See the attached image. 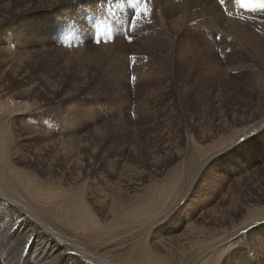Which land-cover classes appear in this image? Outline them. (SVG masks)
<instances>
[{
  "label": "rangeland",
  "instance_id": "1",
  "mask_svg": "<svg viewBox=\"0 0 264 264\" xmlns=\"http://www.w3.org/2000/svg\"><path fill=\"white\" fill-rule=\"evenodd\" d=\"M62 1L0 0V145L22 201L56 216L10 219L0 247L23 251L3 264H98L82 246L114 264H264V45L203 23L232 1L174 14L146 0L139 20L136 0L129 18L106 3L107 20Z\"/></svg>",
  "mask_w": 264,
  "mask_h": 264
},
{
  "label": "bare ground",
  "instance_id": "2",
  "mask_svg": "<svg viewBox=\"0 0 264 264\" xmlns=\"http://www.w3.org/2000/svg\"><path fill=\"white\" fill-rule=\"evenodd\" d=\"M52 1H54L55 3H58V1L59 0H52ZM74 1H77V0H74ZM80 1V0H79ZM83 1H85V2H87V3H89V5H88V10L89 11H91V13H93L94 14V16L96 15L97 17L99 16V18H97V19H104V20H107L106 19V14H105V6L104 5H106V3H108V2H112V1H114V0H83ZM219 0H153L152 2H157L158 4H159V6H162V4H163V8H166L165 10H169L170 12H174V14H180V13H183V14H185V12L186 11H188L189 9H191V8H194L195 9V7H204V8H208V9H214V10H217V12H219L220 10V5H218V2ZM226 1H232V3H231V5L229 6V7H226L227 8V11L225 10L224 12H226V14L225 15H223V13H220L219 12V14L217 15L216 14V16H211V17H213V18H210V19H208V18H206V19H208V20H206L205 22H203V23H205L206 24V26H207V28L209 29V31L208 32H210L211 34H213L214 36H221V37H223L224 39H228V40H237V39H240V40H242V39H248V41H250V42H257V43H261V44H263L264 45V10H261V9H259V8H255L254 10H252V9H250V8H248V9H246V8H241L239 5H237L236 3H235V0H225V2ZM62 2H71V0H63ZM61 2V3H62ZM132 2H133V0H119L118 2H117V0H116V2H115V5H116V9L118 10L119 9V12L123 15V13L126 11V9H129V4H132ZM151 2V3H152ZM151 3H149L148 5H147V7H148V9H149V7H151ZM234 3H235V6L237 7H239L240 9V11H241V13L243 12V15L241 14V15H239V13H238V15H237V18L235 19L234 18V16H235V12H234V10H236L237 8L234 6ZM136 4H137V2H136ZM151 4V5H150ZM137 6H139V4L137 5ZM137 6H136V8H137ZM201 8H199L200 10H202ZM87 9V8H86ZM193 10V9H192ZM238 9H237V11H239ZM203 11V10H202ZM205 11V10H204ZM237 11H236V13H237ZM199 12V11H198ZM206 12V11H205ZM216 12V11H215ZM131 13H132V9L130 10V12H128L125 16L123 15V17L125 18V17H130V15H131ZM201 13V12H200ZM206 13H208V12H206ZM194 14V13H193ZM199 14V13H198ZM197 15V14H196ZM91 16V15H90ZM93 16V15H92ZM199 18V17H198ZM97 19L95 20V22L97 21ZM120 19H122V18H120ZM235 19V20H234ZM125 20V19H124ZM180 21H182V17L179 19ZM204 21V20H203ZM67 22H68V20H67ZM70 22V21H69ZM73 22V21H72ZM72 22H70V25L72 26V30L71 31H75V26H74V24L72 23ZM98 24H99V22H97ZM97 23H96V25H97ZM107 23V22H106ZM178 22H176L175 23V26H178ZM105 25V24H104ZM88 26V24L86 25V27ZM114 26V25H113ZM110 27V26H109ZM116 27V26H115ZM179 27V26H178ZM90 28V27H89ZM118 29L119 28H117V29H115L116 31H118ZM76 32V31H75ZM71 33V32H70ZM69 32H68V34H70ZM83 33V32H82ZM96 33V32H95ZM78 34H80L81 35V33H78ZM211 34H210V36H211ZM204 35H205V33H204ZM212 35V36H213ZM78 37V36H77ZM110 36H108V35H104V39H107V38H109ZM217 38V37H216ZM211 40V39H210ZM223 41V40H222ZM238 41V40H237ZM225 42V44H226V42H227V40L226 41H224ZM232 43V42H231ZM228 46V45H227ZM259 47V46H258ZM257 47V48H258ZM231 48V47H230ZM242 48V47H241ZM263 48V47H262ZM255 54V53H254ZM262 56H264V55H262ZM254 57L256 58V55H254ZM261 58V57H260ZM262 59V58H261ZM257 60H259V58H258V56H257ZM263 60H264V57H263ZM262 65H264V63H262ZM264 67V66H263ZM7 118V115H6V113H4V112H0V133H1V136L3 137V135L5 134V133H8V130H9V128H8V126H6V123H5V119ZM8 122V121H7ZM10 122V121H9ZM1 141H4V139L2 140L1 139ZM7 142H10L9 140L7 141ZM4 143V142H3ZM7 144V143H6ZM15 170H18L17 168L15 169V167H13L12 166V163H11V161H10V158H9V155L6 153V152H3L2 151V146L0 145V196L2 197V199L3 198H5V199H7L8 201H10L12 204H11V206H9V205H5V204H3V207L1 206L0 207V213H3L4 214V217H6L5 219H4V217H3V220L1 221V223L2 224H4L5 226H2V225H0V237L1 236H3V237H1V239L3 238L4 240H10L11 239V235L13 234V229H12V231L10 230L8 233H6V231H8V225H7V222L10 220V219H12V220H15L16 221V224H15V226H16V228L19 230V224H20V220H21V217L22 216H28V217H30V218H34L33 219V221L34 220H36V219H39V215L41 214V213H48V215H50L52 218H53V215H52V209H50V208H46V207H44V208H38L37 210H35L33 207H30L28 204H26L25 202H23L22 201V194H21V190H20V188H17V186H19V182H17V178L18 177H21L20 176V174H18ZM24 178V177H23ZM15 181V183H17L18 185L16 186L15 185V183H14V181ZM25 182V181H24ZM34 191V190H33ZM68 192V191H67ZM80 195V194H79ZM70 196V195H69ZM83 198V197H82ZM84 199V198H83ZM115 199V198H114ZM117 199V198H116ZM4 201V200H3ZM159 201V200H158ZM74 202V201H73ZM116 202V201H115ZM121 202H123V200L122 199H120L119 201H117L116 202V204L119 206V207H122V203ZM1 203V202H0ZM5 203V202H4ZM114 203V202H113ZM166 203V202H165ZM2 204V203H1ZM115 204V205H116ZM128 204V203H127ZM154 204V203H153ZM83 206V205H82ZM85 207V206H84ZM60 208V207H59ZM58 208V209H59ZM115 208V207H114ZM162 209V208H161ZM1 210H2V212H1ZM154 210H155V208H154ZM164 210V209H163ZM162 210V211H163ZM114 211H117V209L116 210H114ZM112 214V213H111ZM55 216V215H54ZM84 215H82L81 214V217H83ZM85 216H86V214H85ZM111 216V215H110ZM56 217V216H55ZM147 218V217H146ZM45 220H46V222L47 223H49V224H53V223H51V221H50V219L49 218H44ZM85 219H86V217H85ZM145 220V219H144ZM31 221V220H30ZM85 221V220H84ZM38 222H40L39 224L40 225H43L42 224V222L40 221V220H38ZM70 222V221H69ZM76 222V221H75ZM19 223V224H18ZM7 225V226H6ZM54 225V224H53ZM146 225V224H145ZM14 225H13V228L15 227ZM55 226V225H54ZM53 226V228H55ZM29 228H31V226H29L27 229L29 230ZM36 228V227H35ZM41 228V227H40ZM42 228H43V230L44 231H46V232H48V234L50 233V232H52V231H54V230H50L49 228H48V226H46V224L45 225H43L42 226ZM41 228V229H42ZM135 228V227H134ZM133 228V230H135ZM3 229H5V230H3ZM57 230H58V228H56ZM146 229V228H145ZM23 230V231H22ZM22 230H20V231H18V235H22V236H27L28 238V241H29V239L31 238V236H32V234L33 233H31L32 232V229L30 230V231H27L26 233H25V230H26V225L24 224L23 225V229ZM15 231V230H14ZM58 231H60V230H58ZM63 231V230H62ZM129 231V230H128ZM127 231V232H128ZM35 232V231H34ZM68 231L66 230V232L65 233H67ZM57 233V232H56ZM55 233V234H56ZM60 233V232H59ZM7 234V235H6ZM8 234H10L9 236H8ZM52 234H54V233H52ZM51 234V235H52ZM58 234V233H57ZM61 234H62V232H61ZM83 234V233H82ZM88 234V233H87ZM46 235V234H45ZM63 235V234H62ZM65 235V234H64ZM8 236V237H7ZM15 236V235H14ZM36 236V235H35ZM48 236V235H47ZM79 236H82L83 237V235H79ZM79 236H75V237H79ZM86 235H84V237H85ZM88 236V235H87ZM90 236V235H89ZM135 236V235H134ZM54 237V236H53ZM56 238H57V240L59 239L60 240V242L62 241V243L66 246L67 244V246H69V245H72L71 243H73V242H70V240H72L71 238H70V240L69 239H67L66 237H64V238H66V239H63V238H60V237H63V236H60L59 237V235L57 236H55ZM19 238V237H18ZM22 238V237H21ZM81 238V237H80ZM128 238H130V237H128ZM41 240V239H40ZM43 240V239H42ZM56 240V243L58 242ZM69 240V241H68ZM79 240V239H78ZM12 242V241H11ZM23 242V241H22ZM32 242V241H31ZM44 242V241H43ZM24 243V242H23ZM26 243V242H25ZM33 243V242H32ZM61 243V244H62ZM29 244V242L27 243V245ZM73 244H76V243H73ZM79 244V243H78ZM48 245V244H47ZM49 245H50V243H49ZM30 246V245H29ZM33 246V245H32ZM63 246V245H62ZM66 246V247H67ZM73 246H76V245H73ZM19 247V246H18ZM18 247H16V248H18ZM40 247H43V246H37L36 248L35 247H33V255H34V253L37 255L38 253H39V251H40ZM78 247V246H77ZM132 247H136V246H132ZM1 248V253H0V255H3V257H4V255L7 257V259H8V262L7 263H10V261L12 260V259H14L15 261L17 260V259H19L20 258V255H21V253H22V251H23V249L21 250V251H14L15 252V254L13 255V256H11L10 255V253H8V252H6L5 251V248H7V247H0ZM15 248V249H16ZM31 248V247H30ZM29 248V249H30ZM68 248H70V249H74V247H68ZM81 248V247H80ZM80 248H78V251H79V253L81 254V255H83V257L84 258H82V259H85V261L86 260H90L89 258H91L92 259V261H96L98 264H107L106 263V259H104V258H102V257H100V255L99 254H97V253H90L89 251H90V249L88 248V247H83L82 246V248L80 249ZM140 248H143V249H145V247H140ZM32 249V248H31ZM57 249V248H56ZM75 249H77V248H75ZM27 250V249H26ZM25 250V251H26ZM44 250L46 251L47 250V247H45L44 248ZM145 250H147V249H145ZM74 251V250H73ZM82 251H84L86 254H84ZM92 251V250H91ZM195 251H197V250H195ZM195 251H194V253H195ZM30 252V251H29ZM59 252V251H58ZM63 252V251H62ZM68 252V251H67ZM148 252V251H147ZM25 253V252H24ZM65 253V251L63 252V254ZM70 253V252H69ZM74 253V252H73ZM126 253H129V251L128 252H126ZM141 251L139 250V249H134V250H132L131 252H130V255L132 256V260H134V258H140V255H141ZM30 254V253H29ZM62 254V253H61ZM60 254V255H61ZM71 254V253H70ZM77 255H78V253H76ZM50 255H51V253H50ZM11 256V257H10ZM38 256H41V260H46L47 262H46V264H52V262L50 263V257H47L45 254H38ZM49 256V255H48ZM62 256V255H61ZM80 256V255H79ZM194 256V255H193ZM202 256V255H201ZM2 256L0 257V264H3V260L2 259H4ZM33 257H35V256H33ZM56 258V257H55ZM26 259V258H25ZM35 259V258H34ZM39 259V258H38ZM7 261V260H6ZM18 261V260H17ZM23 261V260H22ZM55 261V260H54ZM58 260H56V262H57ZM91 261V260H90ZM37 262V261H36ZM35 262V263H36ZM56 262H54V263H56ZM100 262V263H99ZM107 262H109V261H107ZM11 263H12V261H11ZM45 263V262H44ZM53 263V264H54ZM110 264H114V263H111V262H109ZM23 264V263H22ZM59 264V263H58Z\"/></svg>",
  "mask_w": 264,
  "mask_h": 264
},
{
  "label": "snow or ice",
  "instance_id": "3",
  "mask_svg": "<svg viewBox=\"0 0 264 264\" xmlns=\"http://www.w3.org/2000/svg\"><path fill=\"white\" fill-rule=\"evenodd\" d=\"M136 2L139 4V7L136 9L135 17L136 20H139L141 16H147L149 14V9L147 7L146 0H136ZM219 3L223 6L225 4V0H219ZM235 3L239 5L241 8H250L254 10L255 8H259L261 10H264V0H235ZM29 243H31L29 241Z\"/></svg>",
  "mask_w": 264,
  "mask_h": 264
}]
</instances>
